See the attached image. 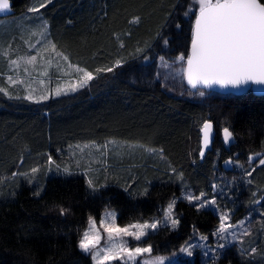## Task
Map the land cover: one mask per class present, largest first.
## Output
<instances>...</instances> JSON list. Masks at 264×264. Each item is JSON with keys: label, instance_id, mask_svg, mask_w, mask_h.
Listing matches in <instances>:
<instances>
[{"label": "trees", "instance_id": "obj_1", "mask_svg": "<svg viewBox=\"0 0 264 264\" xmlns=\"http://www.w3.org/2000/svg\"><path fill=\"white\" fill-rule=\"evenodd\" d=\"M33 1L15 0L13 15L27 14ZM189 9L194 10L192 0H53L40 9L56 48L73 64L96 75V69L122 63L77 93L43 103L0 92V264H93L78 247L90 218L98 221L110 209L118 212L121 225L159 219L173 199L187 192L203 193L205 199L224 195L220 202L233 211V223L251 214L260 221L247 242L227 249L219 264H264V165L259 164L264 158V96L207 90L199 97L185 74L172 82L160 75L161 62L177 64L180 54H188ZM208 120L215 138L201 157L200 129ZM224 127L233 132L228 144ZM111 140L156 149L159 158L136 161L129 175L119 172L110 178L104 170L96 191L77 171L49 175L51 164L73 146ZM228 160L251 165L235 172L230 183L224 168ZM38 186L43 187L39 197L34 195ZM145 188L147 195H142ZM60 205L70 209L67 215L59 214ZM197 206L180 199L175 206L178 229L160 228L145 245L155 254L175 253L195 234L213 233L219 216ZM253 247L252 256L238 255ZM195 264L209 261L198 257Z\"/></svg>", "mask_w": 264, "mask_h": 264}, {"label": "snow or ice", "instance_id": "obj_2", "mask_svg": "<svg viewBox=\"0 0 264 264\" xmlns=\"http://www.w3.org/2000/svg\"><path fill=\"white\" fill-rule=\"evenodd\" d=\"M53 0H40L38 6L30 7L28 12L39 13L40 9L52 4ZM195 10H186L185 16H190L193 19L190 28L189 49L188 54H180L178 60L181 62L180 69L182 74H186L187 84L191 89L195 90V95L204 97L207 90L213 88H234L241 89L249 85L264 86V3L260 0H193ZM11 7L10 0H0V11L9 10ZM139 18H135L138 22ZM175 27L179 28L177 23ZM163 45L168 44L167 39L162 40ZM52 51H55V45H52ZM142 49H137V52H142ZM37 57L30 56L27 63L34 64ZM66 59V58H65ZM163 60V57H160ZM122 61L116 60L111 66L96 69V75L93 72L82 71L79 80L76 83L69 84L68 87L55 90V95L68 94V92H75L81 88L89 86V83L97 78L101 72H113L115 68L121 66ZM12 65L18 66V60H12ZM12 82V78L9 77ZM5 91L0 88V92ZM15 99H21L16 96ZM49 95L47 93L39 96L35 100L36 103L47 100ZM23 99L32 100L33 96L30 94L23 97ZM213 129L212 121H204L200 129L202 133V149L200 156H204L203 148H207L210 143V133ZM222 138L225 144L230 143L233 139V132L229 127L222 129ZM253 157H249V160ZM51 163V157H49ZM260 165H264V158L259 160ZM55 170L62 174L72 175L69 167L55 165ZM34 173L37 169L32 170ZM251 171L247 172L248 176L252 175ZM251 183V181H248ZM87 185L93 191H96L92 180L87 181ZM127 191V189H125ZM43 192V187L38 186L34 190V195L39 197ZM142 195H147L145 188ZM132 195V193H129ZM183 198L189 202L193 197L191 194H183ZM199 201L198 210L200 208H211L213 211H218L215 198L205 199L204 194L195 198ZM259 203V201H255ZM176 201L173 199L168 205V213L165 215L163 221L153 220L152 223H136L128 225L124 228L115 226V214L109 213L112 224L105 226V231L108 233V240L112 241L114 237H119L118 243H112L103 249H97V244L91 242L89 233L95 232V221L90 220L89 231L82 234V238L78 243V247L86 253H92V259L96 264H104L108 260H121L124 264L129 261H135L144 253H151L153 248L150 244L147 246L128 247V242L123 240V237H132L135 241H141L142 237L148 235V230H156L158 224H170L175 229L179 220L174 219L171 215V209L174 207ZM59 214L61 216L67 215L70 209L63 205L58 206ZM264 215V214H262ZM220 224L214 236L219 237L222 243H218L215 247L204 245V255L208 257L209 264H219L224 251L233 242H241L240 236H237L231 230L234 228H242L241 236L251 235L248 228H244L245 220L237 222V224H226L225 221L229 219L228 213H219ZM105 224L104 221L101 222ZM132 229H135L134 231ZM228 233V235H225ZM201 241H206V236L200 237ZM96 241H99V233H96ZM198 245H186L180 249V252L192 256L191 249ZM96 249L95 251H93ZM103 253V254H102ZM256 253V248L250 250L241 249L238 255L241 257L252 256ZM164 257L153 258L151 264H163ZM148 264V262H146Z\"/></svg>", "mask_w": 264, "mask_h": 264}, {"label": "rangeland", "instance_id": "obj_3", "mask_svg": "<svg viewBox=\"0 0 264 264\" xmlns=\"http://www.w3.org/2000/svg\"><path fill=\"white\" fill-rule=\"evenodd\" d=\"M39 3L40 0H34L31 7L38 6ZM192 6L195 10V4L193 3V0ZM52 45L55 44L50 37L48 23L40 13L27 12V14H25L21 18L12 15L11 17L0 19V88L5 90L2 93H4L9 98L19 96L21 97V99L31 94L33 96V99L28 100L31 102H35V100L38 99L40 95L47 93L49 95V98L47 100L41 101L40 103L48 101L51 98L64 96L65 94L56 96L55 90L58 87L65 88L68 87L71 83H76L79 80L82 71L88 70L81 66L73 64L70 61L69 57L59 51L56 46L55 51H52ZM33 55L37 57L36 62L34 64L27 63L28 58ZM12 60H18V66L12 65ZM160 64V69L162 70V72H160V75H162L166 80H170L172 82L174 78H181V62H178L177 64H167L161 62ZM9 77L12 78V82L9 81ZM91 82L89 83V85L91 84ZM84 88H81L78 91ZM78 91L68 92V94L66 95L74 94ZM192 92H195V90H193ZM159 155L160 152L156 149L146 147L142 144L119 140H111L104 145L93 143L78 144L70 148L66 156H64L63 159L60 160V162L52 163L49 167L48 173L49 175L60 173L55 170V165H60L61 167L67 166L70 168L72 173L77 171L86 175L88 180H92L96 188L95 181L98 180V177L102 176L104 170H106L107 177L110 178L116 177L119 172L127 173L129 175L132 172V169L136 167V161L145 158L150 160L154 159L157 161ZM225 163H230L229 170H227L230 174L227 177L230 183L232 182L231 177L235 176V172H246L247 170H249L251 165V163H249V160L246 164L234 162L233 160H228ZM223 176L224 174H220L218 178H222ZM230 183L226 184L230 185ZM217 192H220L219 187ZM185 194H191V196L193 197L191 202H194L197 205L199 204V201L195 199L197 196H194L191 192H187ZM228 194L230 195V193ZM228 194L227 196H229ZM221 197L215 198L216 206L218 209V211H215L216 214L219 216V213H228L229 219L225 221L226 224H237V222L245 220L246 223L244 225V228L250 229L252 235L255 228L257 227V222L259 221L257 220L256 215L251 214L247 217H241L236 223H233V211L222 207L220 201L223 198ZM229 197L231 198V196ZM180 199L185 198H183L182 196L181 198L176 199V203ZM176 203L171 209V215L174 219H178L175 214ZM168 211L169 210L167 207L163 211L160 218L154 220L163 221ZM109 213L115 214V226L117 227L124 228L128 225L136 224L131 223L121 225L118 220V212L110 209L105 210L100 220L98 221L95 218H90V220L95 221L96 231L90 232L89 235L91 238V242L97 244V249H103L112 243H118L120 240L119 237H114L112 241H109L107 238L108 233L105 231V226H109L112 224ZM102 221L105 222L104 225H102ZM146 222L152 223L153 220ZM89 224L86 231H89ZM219 224L220 219L217 227L219 226ZM163 227H169L173 229L170 224H158L156 230L149 229L148 235L142 237L141 241L139 242L135 241L132 237H123V240H126L128 242V247L147 246L145 245V241L149 238V235L157 232L160 228ZM178 227L179 224L175 229H178ZM217 227L215 228L213 233L216 231ZM132 230L134 231L135 229ZM231 231L234 232L237 236H240L241 242H233L227 247V249L232 248L233 246H242L247 242V238L250 236H241L243 229L239 227L234 228ZM97 232L99 233L98 243L96 241ZM213 233H211L210 235H202L197 233L192 240H190L183 246L185 247L189 244L198 245L197 247L191 249L193 252L192 256H188L186 253L180 252V250L175 253L163 255L155 254L153 250L151 253H144L142 256L137 257L135 261H129L128 264H146V262H148V264H151L153 258L155 257H164L165 260L163 264H195L198 257L202 262L207 263L209 259L204 255V245L207 244L210 247H215L218 243L223 242L219 240V237L214 236ZM225 235H228V233H225ZM201 236H206L207 240L201 241ZM95 250L96 249H94L93 251ZM84 253L86 255H90L92 258V253ZM92 261L93 264H96L95 260L92 259ZM104 264H124V262L121 260H108L104 261Z\"/></svg>", "mask_w": 264, "mask_h": 264}, {"label": "water", "instance_id": "obj_4", "mask_svg": "<svg viewBox=\"0 0 264 264\" xmlns=\"http://www.w3.org/2000/svg\"><path fill=\"white\" fill-rule=\"evenodd\" d=\"M14 2L15 0H10L11 7L9 10L0 11V19L11 17L14 14V9H13ZM185 78H186V74H185ZM208 91H211L217 94H222V95H237V96L245 95V94L252 92L256 96H264V86H256V85H249L241 89H234V88L225 89V88L216 87ZM214 138H215V130L213 126V129L210 133V143L207 148H203L204 155L207 151L211 149L214 143ZM229 166H230V163H226L224 165L225 170H229Z\"/></svg>", "mask_w": 264, "mask_h": 264}, {"label": "bare ground", "instance_id": "obj_5", "mask_svg": "<svg viewBox=\"0 0 264 264\" xmlns=\"http://www.w3.org/2000/svg\"><path fill=\"white\" fill-rule=\"evenodd\" d=\"M218 149H219V148H218ZM221 150H222V149H221ZM222 153H223V152H222ZM222 153H221V154H222ZM221 154H220V155H221ZM223 155H224V154H223ZM218 158H220V156H219Z\"/></svg>", "mask_w": 264, "mask_h": 264}]
</instances>
